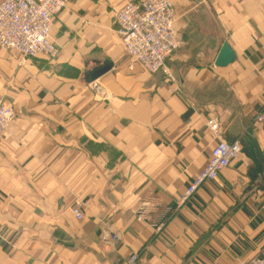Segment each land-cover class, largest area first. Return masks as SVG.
<instances>
[{"label":"crops","instance_id":"1","mask_svg":"<svg viewBox=\"0 0 264 264\" xmlns=\"http://www.w3.org/2000/svg\"><path fill=\"white\" fill-rule=\"evenodd\" d=\"M128 1L66 0L54 58L20 64L0 47V102L14 111L0 138V264L264 258V0H172L174 80L128 68L115 22ZM223 42L235 57L217 66ZM219 138L240 153L181 203Z\"/></svg>","mask_w":264,"mask_h":264},{"label":"built area","instance_id":"2","mask_svg":"<svg viewBox=\"0 0 264 264\" xmlns=\"http://www.w3.org/2000/svg\"><path fill=\"white\" fill-rule=\"evenodd\" d=\"M65 3L66 0H0V47L14 53L20 64L39 55L54 58L58 50L51 39L52 19ZM115 20L121 44L129 58L128 68L139 65L148 72L159 71L174 80L167 64L178 45L171 0L128 1L116 11ZM89 85L98 90L95 81L89 82ZM13 116L12 106L0 102V138ZM254 117L256 122H263L264 111H257ZM207 125L216 137L219 136L215 117L209 118ZM239 153L240 144L237 141L217 139L204 168L181 196V203L204 181L217 179L219 172L230 165ZM71 212L77 220L83 218L81 204L72 205ZM126 264H138L136 252L130 253ZM243 264H264V258L255 257Z\"/></svg>","mask_w":264,"mask_h":264},{"label":"water","instance_id":"3","mask_svg":"<svg viewBox=\"0 0 264 264\" xmlns=\"http://www.w3.org/2000/svg\"><path fill=\"white\" fill-rule=\"evenodd\" d=\"M235 57V53L234 51L231 49V47L229 46V44L227 42H223L217 56L216 59L214 61V64L217 66H225L226 64H228L229 62H231ZM102 72V71H101ZM99 71H96L93 76L95 74H98ZM92 72L88 73V81L92 82L94 81V78L91 77Z\"/></svg>","mask_w":264,"mask_h":264},{"label":"rangeland","instance_id":"4","mask_svg":"<svg viewBox=\"0 0 264 264\" xmlns=\"http://www.w3.org/2000/svg\"><path fill=\"white\" fill-rule=\"evenodd\" d=\"M130 1H133V0H130ZM171 2H172V0H171ZM124 4H125V3H124ZM124 4H123V5H124ZM123 5H122V6H123ZM172 7H173V4H172ZM120 8H121V7H120ZM118 9H119V8H118ZM118 9H117V10H118ZM115 13H116V12H115ZM173 14H174V20H175L174 8H173ZM115 22H116V20H115ZM173 23H174V21H173ZM116 25H117V22H116ZM116 31H117V34H118V25H117V30H116ZM118 36H119V35H118ZM119 39H120V37H119ZM56 47H57V46H56ZM57 50H58V49H57ZM125 53H126V52H125ZM168 63H169V61H167V64H168ZM168 65H169V64H168ZM161 73H162V72H161ZM163 74H164V73H163ZM164 75H165L168 79H170V78L168 77V75H166V74H164ZM140 214H141V213H139L138 216H140ZM257 257H260V256H257ZM254 258H255V257H254ZM262 258H263V257H262Z\"/></svg>","mask_w":264,"mask_h":264}]
</instances>
